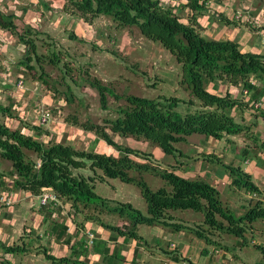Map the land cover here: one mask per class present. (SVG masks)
Masks as SVG:
<instances>
[{"label": "trees", "instance_id": "trees-1", "mask_svg": "<svg viewBox=\"0 0 264 264\" xmlns=\"http://www.w3.org/2000/svg\"><path fill=\"white\" fill-rule=\"evenodd\" d=\"M211 1L215 0H66L65 10L85 22L93 23L100 16H107L117 27H136L144 38L162 46L181 65L180 85L188 92L190 99L186 101L178 97L120 95L101 80L88 78L90 86L98 91L103 110L108 109V96L118 101L124 99L127 105L120 107L118 116L106 120L105 125L90 121L79 123L76 118L69 122L84 131L94 133V144L103 140L114 149L111 153L77 149L66 142V137L56 142L49 128L39 125L28 128L10 107L0 106L3 116L21 122L20 126L13 128L0 120V161L11 163L8 172L0 171L1 191H24L39 199L45 190H49L55 200L48 198L47 203L42 204L39 199L43 221L49 219L46 222L48 224L51 218L52 222L55 221L57 217L54 216L60 213L62 207L65 211L68 207L70 211L79 213L90 206H106L109 214L126 218L129 225L123 232L118 227L103 222L100 224L110 231L135 240H142L137 232L140 225H161L170 227L174 232L192 229L197 238L209 245L220 244L215 240V231L239 239L241 246L247 245V234L255 233L254 223L264 220V200L261 198L264 192L255 184L252 174L241 166L226 164L218 154H201L203 162L213 165L220 175L229 176L232 186L243 188L258 197L251 199L245 213L238 215L222 201L219 190L207 180L190 179L176 173L181 169V164H187L180 159H190L177 145L187 143L189 137L203 135L206 140L212 138L222 141L229 136L247 134L250 130V126L238 117L239 111L247 108L249 102H244L229 91L218 94L220 84L226 83L242 88L243 91L253 92L251 107L257 110L264 122V54L243 50L237 41L203 36L198 19L210 12L212 8L209 9L208 5ZM184 8L191 12L188 23L181 20L177 11ZM220 19L227 21L222 15ZM17 20L15 13H5L0 9V28L8 31L27 48L28 56L23 64L28 71L34 73L35 80L50 88V76L44 71V63L49 61L59 66L60 57L57 53L49 57L39 54L35 38L39 32L31 25L20 28ZM227 23L230 25L232 22ZM71 38L77 39V36L71 34ZM33 62L36 65H32ZM68 74L65 73L64 79ZM255 80L262 86H257ZM195 101L198 102L197 105ZM260 101L262 106L255 108V103ZM182 104L189 105V110L184 114L178 110ZM195 105L196 109L190 110ZM31 130L35 132L33 135L29 133ZM43 136H48L51 140H41ZM115 136L156 146L180 165L163 167L160 162L155 161L152 153L123 146L115 140ZM259 136L257 134L252 138V146L241 148L240 156L243 161L254 159L261 166L264 163L260 156V153H264V140H260ZM113 152L118 154L114 155ZM136 158L143 159L144 162H139ZM83 169H89L93 174L78 172ZM98 171L101 172L100 175L97 174ZM144 173L159 177L165 185L153 190L142 177ZM98 179L103 183L106 179H118L122 183L137 186L145 201L146 211L143 212L130 203L101 197L95 192ZM186 210L202 214V225L189 228L171 215V211ZM57 225L53 223L51 229H55ZM58 227L62 228L64 236L68 228L63 224ZM59 238L57 239L60 241ZM87 239L90 246L89 234ZM83 241L84 239L81 243ZM88 245L86 242V246ZM0 246L8 258L27 252L20 244L7 246L0 243ZM81 248L83 251L80 254H86L87 248L82 245ZM256 249L264 255L262 245L257 244ZM44 251L46 258L53 263L88 264L85 260L55 258ZM74 254L77 256V253ZM8 258L0 257L2 264H12Z\"/></svg>", "mask_w": 264, "mask_h": 264}, {"label": "rangeland", "instance_id": "rangeland-1", "mask_svg": "<svg viewBox=\"0 0 264 264\" xmlns=\"http://www.w3.org/2000/svg\"><path fill=\"white\" fill-rule=\"evenodd\" d=\"M220 3L222 7L231 10L233 19L247 25L252 32L264 28L262 23L255 24L256 19L253 16L255 14L248 13L241 20L236 18L237 11H242L241 4L244 8L253 3L252 8L247 9H253L255 12L264 6V0H223ZM65 5L66 0H0L1 10L5 13H15L18 16L17 24L20 28L31 25L39 32L38 35H35L39 54L49 57L57 53L61 60L59 66L53 65L49 61L44 63V71L50 76L51 87L48 88L41 81L35 80L34 73L28 71L23 64L28 56L27 48L20 44L17 38L8 31L0 28V106L10 107L12 112L24 122L25 126L28 128L36 126L40 117V109L43 106L51 110L58 125L60 124L67 131L68 129L74 131L73 134L77 137L71 142L75 140L73 145L77 149L95 150L103 153L97 143L94 144L96 139L94 133L89 131L79 133L82 129L79 126L71 125L69 120L72 121L73 118H76L79 123L90 121L105 125L106 120L115 119L118 116V109L127 103L124 99L118 101L114 97L108 96V109L103 110L98 91L90 86L88 78L101 80L120 95L131 94L147 98L167 96L178 97L186 101L190 99L188 92L180 85L182 79L181 65L162 46L144 38L136 27H117L107 16H100L93 23L85 22L78 16H73L66 11ZM260 13L264 14V8ZM183 15L184 13H181L179 16L182 17ZM246 18L250 20L246 21ZM262 21L264 20L262 19ZM71 34L76 35L77 39L71 38ZM32 65H36V63L33 62ZM67 72L69 74L64 79ZM20 79L24 81L23 89L18 88ZM224 86L227 89L226 83ZM239 91L243 94L242 88H239ZM195 102L197 105L198 102ZM196 105L190 110H195ZM178 110L184 114L189 110V105L182 104ZM0 120L7 122L13 128L21 124L18 119L9 120L1 113ZM261 122V125L258 123L256 125L250 124V130L247 134L235 136L234 144L243 145V143L248 142V134H258L254 133L253 130H257L259 133L263 132L262 135L264 136V122L262 120ZM29 133L33 135L35 132L31 130ZM90 133L95 135L94 139L89 137L91 136ZM41 140L46 141L44 137ZM115 140L123 146L152 153L155 161L160 162L163 167L180 165L173 157L162 158L157 156V154H161L160 149L157 148L158 153H156V146L149 143L136 141L132 138H120L119 136H115ZM227 145L229 148L233 146L227 140L217 141L212 138L206 140L203 135L189 137L187 143H179L177 146L190 156L189 160L181 158L180 161L190 164L192 171L188 172V169H184L181 164L179 166L181 169L176 173L190 179L205 178L210 181L213 170H210L209 173L206 171L207 169L203 166L205 163H201V154L224 155L223 151ZM108 150L114 151L113 148L108 147L106 153L109 152ZM116 154L118 153L116 152ZM31 157L35 159L34 155ZM222 159L225 160V158ZM136 160L144 162L143 159L136 158ZM0 167H2L0 171H9L3 160L0 161ZM78 172L85 175L93 174L89 169L78 170ZM97 174L100 175L101 172L98 171ZM142 177L153 190L165 185L159 177L152 174L144 173ZM258 181L260 182L259 179ZM138 191L137 186L122 183L118 179H106L104 183L98 179L95 187V192L101 197L117 198L124 202L129 201L132 205L134 204V207L145 212L146 204L143 198H140ZM261 198H264V193ZM245 200L248 202L249 199L246 198ZM62 208L61 210L65 209ZM231 208L233 210L235 206L232 205ZM83 209L92 212L93 210H100L102 207L90 206L88 209ZM66 210L69 214H75L68 207ZM246 210L241 209L239 204L234 209L236 213L241 212L242 214ZM190 218L195 221L201 219L202 215L192 213ZM215 233L219 237L220 232L215 231ZM225 235L227 241L223 245L220 243L213 246V248L220 250V255L225 252L230 257L242 260L247 264H264V255L256 249V245L263 244V242L255 237L256 232L247 234L248 244L242 246L240 243L237 244V241L240 242L239 239L228 234ZM217 236L215 235V238ZM0 257L8 258L3 249Z\"/></svg>", "mask_w": 264, "mask_h": 264}, {"label": "crops", "instance_id": "crops-1", "mask_svg": "<svg viewBox=\"0 0 264 264\" xmlns=\"http://www.w3.org/2000/svg\"><path fill=\"white\" fill-rule=\"evenodd\" d=\"M221 1L223 0L211 1L209 3L210 6L208 5L209 9L210 7L212 8L210 12H207L198 19L201 25V34L210 39L237 41L243 50L264 54V28L252 32L247 25H243L241 21L239 22L233 19L231 10L222 7ZM242 5L243 4H241L240 8L245 12V15L248 13H252V15L255 14L253 15L256 19L255 24H264V21H262V19L264 20V14L260 13L264 6L260 10L254 12L253 9H247L249 7L252 8L253 3L248 4L249 6L244 8ZM177 11L179 15L184 13L181 20L188 23V18L191 15L190 10L184 8ZM221 15H223L227 21H222L220 19ZM227 22L232 23L229 25ZM254 82L257 86H262L257 80ZM212 86L213 85H211V87ZM226 86L227 89L224 88V84H220L218 94H225L229 91L233 95L241 98L244 102H249L247 108L243 111H239V119L248 126L252 123L253 125L257 123L261 125L262 122L261 117L258 116L259 113L256 109L251 107V98L254 93H245L246 91H243L242 94L239 88L230 85ZM262 99H264V97H262ZM36 125H38V123ZM49 130L56 142H60L66 137V142L73 145L75 140H73L74 142H71V140L77 137L73 134L74 131L71 129L67 131L63 126L60 124L58 125L57 120L51 124ZM84 132L83 130L79 131V133ZM253 132L260 135V140H264V136L262 135L263 132L259 133L257 130H253ZM90 135L89 137L92 138L95 136L91 133ZM255 135L257 134H248L249 140L243 143V145L234 144L233 141H235V136L225 138L224 140L229 141L233 146L229 148L227 145L223 151L224 155L221 154L220 157L225 158L223 161L226 164L232 163L234 166H241L245 171L251 173L255 184L264 192V163L260 166L254 159L243 161L240 156L241 148L253 145L252 138ZM43 137L45 138L46 136ZM94 138H96V136ZM45 139L46 141L47 139L51 140L48 136ZM97 145L104 153H106L109 147L103 140H100ZM157 148L158 147H156V153H158ZM108 151V153H111L112 150ZM115 153L114 155H117ZM157 156L162 158L166 157L162 151L161 154H157ZM260 156L264 161V153H260ZM4 162L10 170L11 163L7 161ZM201 163H205L203 166L207 169L206 171L208 173L210 170H213L210 181L208 182L219 190L222 201L230 208L232 205L237 208L239 204L241 209L244 208L246 210L251 199H258L256 194L252 195L243 188H235L232 186L229 176L227 174L220 175L213 165L202 161ZM182 167L184 169L187 168L188 172L192 171L190 164H183ZM204 180L207 179L204 178ZM8 182L10 183L11 181L8 180ZM1 189L2 187L0 185V193L2 192ZM139 191L138 194L140 198H142L141 192ZM13 193L15 194L14 204L11 206L0 205V243L7 246L20 244L23 245L27 252L19 255L15 254L8 258L12 264H58L48 260L44 250H46L48 255L55 258H70L72 260L78 259L79 261L85 260L88 264H247L242 260H236L230 257L225 252L220 255V250L213 248V246L217 245H209L204 240L197 238L192 229L174 232L170 227L165 228L161 225H140L137 232L142 237V240H135L122 234H117V232L104 228L100 222L118 227L123 232L126 231L129 222L126 218H122L118 214H109L106 206L102 207L100 210H93L92 212L82 210L75 214H69L65 210H62L60 213H57V216H54V218L57 217L55 221L52 222L51 218L48 224L46 222L49 219L43 221V211H41L38 197L32 196L24 191ZM103 198L115 201L118 200L117 198ZM246 198L249 199L248 202H246ZM118 202L131 203L129 201L124 202L119 200ZM110 206L112 207L113 205ZM192 213L196 212L191 210L171 211V215L174 216L178 222L189 228L202 225L203 216L201 219L194 221L190 218V214L192 217ZM237 214L241 215L242 213L239 212ZM184 215H186V217H184ZM53 223H57L58 225L63 224L68 228L64 236L62 228L58 227V225L55 229H51ZM254 229V232H256L255 237L263 242V244L258 245L264 247V220L255 222ZM87 234H91L94 237L93 244L90 246L88 245ZM57 238H59L60 241ZM82 239H84L83 243H81ZM217 239L215 240L222 245L227 241L224 233H219ZM253 241L255 242V239ZM86 242L88 246H86ZM237 244L239 245V241H237ZM81 245L87 248V253L84 255L80 254L83 251ZM0 253H2L1 246ZM74 253H77V256H75ZM0 264H2L1 261Z\"/></svg>", "mask_w": 264, "mask_h": 264}, {"label": "built area", "instance_id": "built-area-1", "mask_svg": "<svg viewBox=\"0 0 264 264\" xmlns=\"http://www.w3.org/2000/svg\"><path fill=\"white\" fill-rule=\"evenodd\" d=\"M244 16H245L244 11H237V14H236L237 19L241 20ZM248 17H249V15H248ZM246 21H249V18H246ZM263 44H264V41H263ZM18 85H19L18 88L23 89L24 88L23 87L24 81L22 79H20ZM245 93H247V91ZM261 106H262L261 101L255 103V108H259ZM39 114H40V117L38 120V125L43 126V127H47V128H51V124L55 122L53 113L50 110H48L42 106ZM47 192H50V191H45L44 195L42 197H39L40 202L42 204H46L48 198L55 200V197L51 194V192H50V194H47ZM14 203H15V194L13 192H11V193H2L1 192L0 193V205L1 206H11ZM93 239H94V237L91 234H89V244L90 245H92Z\"/></svg>", "mask_w": 264, "mask_h": 264}]
</instances>
